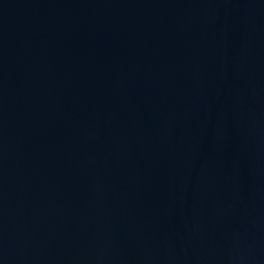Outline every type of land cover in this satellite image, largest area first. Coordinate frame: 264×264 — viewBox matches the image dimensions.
<instances>
[{
	"label": "water",
	"instance_id": "water-1",
	"mask_svg": "<svg viewBox=\"0 0 264 264\" xmlns=\"http://www.w3.org/2000/svg\"><path fill=\"white\" fill-rule=\"evenodd\" d=\"M0 264H264V0H0Z\"/></svg>",
	"mask_w": 264,
	"mask_h": 264
}]
</instances>
